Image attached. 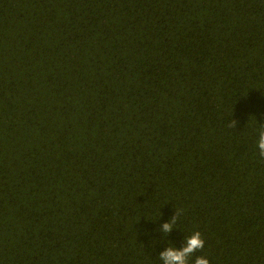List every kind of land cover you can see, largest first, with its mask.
Returning a JSON list of instances; mask_svg holds the SVG:
<instances>
[{
  "label": "trees",
  "instance_id": "trees-1",
  "mask_svg": "<svg viewBox=\"0 0 264 264\" xmlns=\"http://www.w3.org/2000/svg\"><path fill=\"white\" fill-rule=\"evenodd\" d=\"M262 123L264 0H0V264H264Z\"/></svg>",
  "mask_w": 264,
  "mask_h": 264
},
{
  "label": "clouds",
  "instance_id": "clouds-1",
  "mask_svg": "<svg viewBox=\"0 0 264 264\" xmlns=\"http://www.w3.org/2000/svg\"><path fill=\"white\" fill-rule=\"evenodd\" d=\"M235 125L236 121L232 119L229 126L235 127ZM256 148L259 157L264 160V123L261 124L258 130ZM182 212V209H176L175 214L167 222L162 223L155 231H159L163 236L167 237L174 229V225L182 215ZM204 243L201 233L195 231L190 236L183 238L182 247L177 249L174 246H167L163 251L159 252L158 258L162 264H189V259L193 257L192 264H209L208 259L204 256L195 255L203 249Z\"/></svg>",
  "mask_w": 264,
  "mask_h": 264
}]
</instances>
